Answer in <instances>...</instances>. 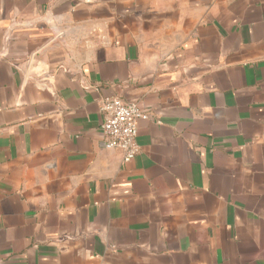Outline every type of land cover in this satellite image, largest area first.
I'll return each instance as SVG.
<instances>
[{"label":"crops","instance_id":"obj_1","mask_svg":"<svg viewBox=\"0 0 264 264\" xmlns=\"http://www.w3.org/2000/svg\"><path fill=\"white\" fill-rule=\"evenodd\" d=\"M0 264H264V0H0Z\"/></svg>","mask_w":264,"mask_h":264},{"label":"built area","instance_id":"obj_2","mask_svg":"<svg viewBox=\"0 0 264 264\" xmlns=\"http://www.w3.org/2000/svg\"><path fill=\"white\" fill-rule=\"evenodd\" d=\"M103 121L101 129L105 136V146L119 149L123 160L129 162L137 156L141 147L138 143V120L147 114L135 102H127L117 96L100 99Z\"/></svg>","mask_w":264,"mask_h":264}]
</instances>
